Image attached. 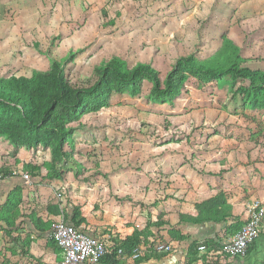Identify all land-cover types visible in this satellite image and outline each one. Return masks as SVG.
Instances as JSON below:
<instances>
[{
    "label": "rangeland",
    "instance_id": "obj_1",
    "mask_svg": "<svg viewBox=\"0 0 264 264\" xmlns=\"http://www.w3.org/2000/svg\"><path fill=\"white\" fill-rule=\"evenodd\" d=\"M220 48L219 59L235 55L240 67L264 74V0H0L1 79L30 80L55 63L65 78L89 84L114 60L125 71L148 65L161 82L155 89L146 78L109 81L108 103L62 119L66 158L54 140L32 146L0 134V264L52 260L56 246L27 216L36 208L44 230L56 217L40 204L54 202L81 207L91 228L146 230L150 248L132 253L130 264L161 261L169 254L159 244L195 238L178 214H195V202L219 192L232 222L219 237L234 231L246 206L264 199V90L257 85L247 96L248 83L229 77L195 88L176 63L199 49L200 60H211ZM13 171L29 181L8 179ZM186 247L172 264H201ZM203 257L202 264H253Z\"/></svg>",
    "mask_w": 264,
    "mask_h": 264
},
{
    "label": "trees",
    "instance_id": "obj_2",
    "mask_svg": "<svg viewBox=\"0 0 264 264\" xmlns=\"http://www.w3.org/2000/svg\"><path fill=\"white\" fill-rule=\"evenodd\" d=\"M260 24L261 21L259 20V24H256L257 29ZM202 52L203 49H199V54L197 55H182L176 59L177 65L181 67L177 68V70L185 71L189 69L190 72L187 71L186 75L190 78L189 83L191 86L202 88L209 79L229 77L232 81H245L248 83L249 88L245 90L247 96H249L251 90H256L257 85L260 86V91L264 90V74L259 75L247 67H240L236 63L235 55L223 56L222 59H219L223 52V49L220 48L218 54L216 52L211 56V60H200L199 56L201 57L200 54ZM237 57L240 58L239 52ZM52 67L53 72L50 74H39L30 80L24 78L4 80L0 78V134L7 136L15 143L32 146L37 143L45 146L54 140L55 148L59 151V155L65 158L70 146L64 143L66 130L61 123L62 119L74 118L77 113L86 107L96 109L99 105L108 103L107 101L110 100L111 96L108 91L109 81L114 82L118 86H130L140 79L146 78L153 84L155 89H159L161 85L157 73L145 64H138L132 70L125 71L120 63L114 60L110 61L101 70L99 77L89 84H81L76 79L65 78L63 72L58 68L59 64L53 63ZM203 76L205 78H202ZM177 80L179 81V78H175L173 81V89L170 91L171 95L178 89ZM165 86H169L166 81ZM240 89H238V92H240ZM90 99H93V102H91L94 103L93 105L89 103ZM251 101H255V99ZM55 112L57 114L53 116ZM46 129H50V131ZM34 205L38 206L39 204ZM40 206L52 217H57L62 213L67 225L73 226L75 229L87 234L85 228L87 225L86 219L81 216L80 207L74 205L71 201L66 203L65 210L63 207H58L55 202L45 206L40 204ZM194 209L196 210L195 215L179 213L178 219L180 221L202 224L207 222H226L230 217L226 214L227 206L221 192L195 202ZM37 211L36 208L29 209L27 217L30 222H35L37 223L36 225H39L36 226V229H39V233H44L47 228L41 229V222L34 218V214ZM50 222L46 223L45 227H48ZM145 231L135 229L131 235L123 240H119L114 236H109L108 238L94 237L104 245L110 244V247H108L109 253L105 254L99 263L117 264L122 257L132 255L133 249L138 251L139 248H150V242L146 241L147 234ZM235 231L236 229L232 232L228 231V233L232 234ZM254 243L255 241L247 248V254L251 253ZM54 245L56 246L55 243ZM197 246L193 243L190 248L193 249ZM220 246L221 244L215 248H207L217 250ZM56 248L59 250L57 246ZM118 248L123 252L121 255L116 254ZM137 251L135 254H137ZM215 258L217 257L215 256ZM210 263L216 264V260Z\"/></svg>",
    "mask_w": 264,
    "mask_h": 264
},
{
    "label": "built area",
    "instance_id": "obj_3",
    "mask_svg": "<svg viewBox=\"0 0 264 264\" xmlns=\"http://www.w3.org/2000/svg\"><path fill=\"white\" fill-rule=\"evenodd\" d=\"M10 177H19L22 181H29L27 173L12 172ZM60 196L59 194H57ZM264 223V200H254L246 206L244 223L232 234L227 235L221 242L220 248L212 253H220L228 258H243L247 254V248L260 235ZM48 238L59 248L60 258L52 264H98L101 258L109 253L110 244L104 245L98 239L91 237L73 226L67 225L61 213L55 221L49 225ZM206 246L200 244L199 252H204ZM159 252H168L170 245L159 244ZM137 249H133L135 253ZM123 252L116 250L117 255Z\"/></svg>",
    "mask_w": 264,
    "mask_h": 264
},
{
    "label": "crops",
    "instance_id": "obj_4",
    "mask_svg": "<svg viewBox=\"0 0 264 264\" xmlns=\"http://www.w3.org/2000/svg\"><path fill=\"white\" fill-rule=\"evenodd\" d=\"M15 178L16 177H10L8 179H15ZM18 179L21 182H24L20 178H18ZM201 200H203V199H201ZM201 200H199V201H201ZM80 211H81V216L84 217L86 219V222H87V225L85 226V228L87 230V234L89 236H91V237H95V238H97V237L108 238L109 236H114V237H117L119 240H123L125 237L131 235L133 233V231H134V228L132 226H130V225L127 226V227H125L121 231H114V230H110V229L104 230V228H103V230L98 229V228L95 229L94 227L91 228L90 225H89L90 222L88 221V220H90L89 219V216L87 214L82 213V208L81 207H80ZM185 214H188V213H185ZM195 214H196V210H195ZM195 214H192L191 213L190 215H195ZM58 216L56 218H54L53 221H55L58 218ZM90 216L93 217V215H91V214H90ZM244 221H245V216L242 219L241 224L236 228V230L244 223ZM182 222L185 223V226H184L185 228L187 227V229H191L190 231L197 232V234L195 235V238H192L191 237L190 239H186V240H184V241H182L180 243L168 244V245H170L171 250L168 251V252H163V253H166V254H169V255L166 256L165 258H163L161 261H150V262H148L149 264H172L175 261H179L181 259V257L184 255L183 249L185 248V245L187 244V247L186 248H187V253H188L189 250H191V248H190L191 245L193 243H195V239H198L197 240L198 241V244L195 243L198 246L200 244H205V245L209 244L207 246L215 248L216 246L220 245L221 242H222V240L226 237V236L223 237L224 235H221L219 237V235H220L219 234L220 233L219 231L222 230V228H223L224 225H226L225 227L228 228L231 225V223H232L228 219H227L226 222H220V223L207 222V223H202V224H195V223L185 222V221H182ZM49 225L50 224H48V227H47V229L45 230L44 233H39V235H40L41 238L47 237V234H48V231H49ZM199 229H201V233H199ZM213 231H215L214 232V236H215V233H216V235H218L219 238H214V236H212ZM204 242H206V243H204ZM197 247L196 248H193L192 249V252L195 253V249L197 250ZM212 250H214V249H212V248H206L204 252L203 251L202 252H199L198 250L196 251V253H198L197 256L200 259L201 264H202V259L201 258L204 255L207 254V251H209V255H211L213 257H215V256L216 257H218V256H224V255H222L220 253H216V251H215V253H212V252H214ZM49 255H50V257L53 256V258L47 264L55 263L60 258V253H59V250L58 249L49 252ZM224 257H226V256H224ZM228 259L233 260V261H238V262H242L243 260H246V262L250 261V263H253V264H264V223L262 225L260 235L255 240V243H254V246L252 247L251 253L246 254V256L243 257V258H234V259L228 258ZM129 260H130V257H123L118 262L120 264H128L129 263ZM98 264H100V263H98Z\"/></svg>",
    "mask_w": 264,
    "mask_h": 264
}]
</instances>
